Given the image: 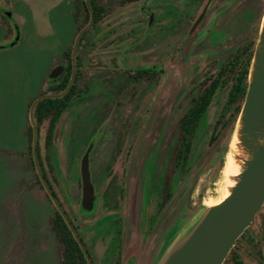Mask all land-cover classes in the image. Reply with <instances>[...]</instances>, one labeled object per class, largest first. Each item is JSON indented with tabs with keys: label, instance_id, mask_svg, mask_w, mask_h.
I'll list each match as a JSON object with an SVG mask.
<instances>
[{
	"label": "rangeland",
	"instance_id": "obj_1",
	"mask_svg": "<svg viewBox=\"0 0 264 264\" xmlns=\"http://www.w3.org/2000/svg\"><path fill=\"white\" fill-rule=\"evenodd\" d=\"M93 1L104 13L78 47L86 90L70 101L57 126L50 152L53 190L67 218L78 224L80 218L64 203L77 213L80 164L87 154L93 192L103 201L95 220L79 232L92 263L155 264L202 215L203 201L222 194L236 122L216 152L207 143L227 93L224 86L200 123L185 168L167 174L171 197L162 203L178 120L197 93L193 84L203 71L215 73L213 62L235 46L215 33L200 39L204 22L193 30L202 0H148L125 7L118 0ZM0 9L10 16L0 18V46L13 40L16 28L20 33L16 46L0 50V264H61V246L49 223L55 207L36 184L27 157L8 151L26 152L27 107L52 62L72 48L84 18L74 19V0H0ZM147 65L163 74L133 85L128 71ZM40 146L44 155L43 140ZM261 213L251 227L255 234ZM254 256L250 252L246 263L258 264Z\"/></svg>",
	"mask_w": 264,
	"mask_h": 264
},
{
	"label": "water",
	"instance_id": "obj_2",
	"mask_svg": "<svg viewBox=\"0 0 264 264\" xmlns=\"http://www.w3.org/2000/svg\"><path fill=\"white\" fill-rule=\"evenodd\" d=\"M84 2L89 13V22L77 33L72 45V75L69 84L60 94L42 95L34 99L28 110V121L32 129L31 157L39 182L72 233L87 264H93L41 172L37 153L38 131L34 120V111L39 102L62 98L73 84L75 57L80 39L94 23V13L89 0ZM19 39L20 33L16 28L15 38L9 47H14ZM4 48L0 46V50ZM62 70L54 69L49 78H57ZM228 153L231 154L235 175L229 177L231 186L226 189L227 196L219 204L205 207L197 221L176 237L155 264H223L264 205V14L249 67L245 98ZM87 157V154L83 157L80 170L83 202L89 208L94 192L89 179Z\"/></svg>",
	"mask_w": 264,
	"mask_h": 264
},
{
	"label": "flooded vegetation",
	"instance_id": "obj_3",
	"mask_svg": "<svg viewBox=\"0 0 264 264\" xmlns=\"http://www.w3.org/2000/svg\"><path fill=\"white\" fill-rule=\"evenodd\" d=\"M147 1L148 0H143L142 2H147ZM209 10H211L210 13H208ZM263 14H264V0H202L199 5V8L196 10L194 19L192 21V26H194L193 30L194 31L198 30L200 25L204 22V25L201 28L203 30L200 29L201 32L199 33L200 39L208 35H212V34L214 35L215 33L216 35L221 36L220 38L222 39H227V40L230 39V41L233 42L232 45L235 46V48L232 50L230 49L226 53L217 57L215 62H213L215 67L218 66L215 73H210L208 72V70L205 72L203 71L200 80L194 82L193 84V85H196L195 90L197 91V93L196 95L190 98L187 110L178 120L176 143L173 147L172 155H171L168 167H167V172H165V176H164L165 188H164L163 201H162L164 205L167 204V202L169 201L171 197V194H170L171 193V176L167 180V174L169 173L170 175L171 174L174 175L177 171L181 172L183 170L181 163H179L178 166L174 167V163L172 162L173 155L176 152L177 147L180 143L181 121L183 117L190 111L192 106L198 101L199 96L202 93H204L208 88H210L212 85H217L215 93L209 103V106L207 107L206 111L204 112L202 116V119H203L204 115L206 114L210 105L212 104V101L218 89L222 86L227 87V93L224 98V102L221 108L219 109L216 119L212 125V130H211L208 143H207L208 148L212 152H216L220 148V146L222 145V141L227 134V131H229L233 122H236L241 108L237 112V107H238V102L236 100L237 98L232 97V95L234 94V92L236 94V87L237 85H239V80L242 77V74L245 71L247 72L249 71V67H250L253 52L255 49L256 41L258 38ZM147 16H148V20H150L151 16L150 15H147ZM0 18H4L8 20L7 11L0 9ZM215 26H219L216 28L215 30L216 32L214 31ZM14 38H15V34H14ZM11 42H9L8 44H10ZM191 52L192 51H190L188 54V60L190 59L189 55L191 54ZM77 56L78 54L76 52L75 76H74L72 86L75 84L76 79H77L76 83L79 88V94L75 96L74 98L79 97L86 90V88L84 87L85 84L82 78L83 75L81 73V67L80 68L76 67ZM69 64H71V70L67 71ZM57 68H62L63 69L62 73L57 78L50 79L49 78L50 73L54 69H57ZM144 69H146V72L142 79L135 80L128 73V78L134 83L133 85H135L137 82L141 80H145L146 82L154 81L157 77H160V75L163 74L162 71L159 72L160 67H156L153 65L144 66ZM133 70H136V69H133ZM71 75H72L71 57H70V60H68L64 52L60 57H58L52 62L51 67L48 69L46 73L45 79H43V81L41 82L40 93L46 92L47 93L46 95H51L50 93L51 88H53V85H58L59 80L63 77H68V80L66 83V87H67L71 79ZM45 82H47V86H44ZM246 82L248 83V75L246 76ZM39 94L37 97L42 96ZM242 104L243 102L241 103V106ZM199 126L200 124L197 126L193 134L192 140H191L190 154H191L192 147H193L194 137L197 133ZM57 130L58 128H56L55 136L57 135ZM79 179H80V189H81L80 194L81 195H80V204H79L77 213H75L71 207H67L65 203H64V206L66 209H70L72 211L73 216L77 214V217L80 218V222L78 224L76 222L77 220L75 219V217H73L75 221L73 222L74 224L70 221V219L69 221L74 227L80 240L82 241L79 235V232L82 235L81 228L82 227L85 228L86 226L91 225V223L95 220V218H93V214L99 210L103 201L101 200L100 196H95L94 194L92 197L90 207L89 208L86 207L83 202L84 200H83L81 170H79ZM167 188H169L168 191H166ZM74 193L75 192L73 189L71 194L73 195ZM99 203H100V206L98 205ZM260 212L262 213L259 217L260 218L259 230H258V233L255 234L252 232L251 227L253 226L256 220V216ZM260 212L255 216L252 225L238 239L237 243L235 244L234 248L231 250V252L227 256L223 264H247L246 261L248 259V255H250V252H253L255 254L254 258L256 257L255 259L258 264H264V205L262 209L260 210ZM51 231L53 233L54 239L56 240V236L52 228H51ZM56 242L58 243L57 240ZM62 251L63 250L61 248V264H64L63 259H62ZM89 257L92 261L90 254H89Z\"/></svg>",
	"mask_w": 264,
	"mask_h": 264
},
{
	"label": "trees",
	"instance_id": "obj_4",
	"mask_svg": "<svg viewBox=\"0 0 264 264\" xmlns=\"http://www.w3.org/2000/svg\"><path fill=\"white\" fill-rule=\"evenodd\" d=\"M140 1H143V0H118L117 4L120 7H125L128 5L140 2ZM90 5L94 13V23L91 27L93 28L98 23V21L102 18L104 9L98 6L96 2L93 0H91ZM74 6H75L74 19L76 20V22H79L81 18H84L83 26L77 29V33H78L83 27H85L88 24L89 13L87 11V7L85 5L84 0H74ZM86 33L81 37L78 47L80 46ZM76 35L74 36L76 37ZM9 45L10 44L5 45L4 47L10 48ZM77 53H78V49H77ZM65 56L68 58V60H70L71 48L66 49ZM76 59H77L76 67L80 68L82 66L81 59L79 56H77ZM70 70H71V64L68 65L67 71H70ZM145 72H146V69L144 68L128 71L130 76H132V78L135 80L142 79ZM248 73L249 71L248 72L245 71L242 74V77L239 80V85H237L236 87V94L234 92V94L232 95V97L237 98L236 99L238 102L237 112L240 110L241 103L243 102V99L245 98V93L247 90L246 76L248 75ZM67 80H68V77H63L59 80L58 85H53V88H51L50 90L51 95H57L59 93H62L65 90ZM76 82H77V79H76ZM76 82L71 87V90L65 96H63L62 98H58V99L42 100L41 102L38 103L34 111V120H35V124H36L37 131H38L37 153H38L39 165L41 168V172L50 190L52 191L55 197L56 195L53 190V187H54L53 183L56 184L57 180H56L55 168L52 164L50 152H51V148L53 147V143L56 137L55 133H56L57 124L59 120L61 119L62 115L64 114V112L66 111V109L68 108L70 101L79 94V88ZM216 87L217 85H212L204 93H202L199 96L198 101L192 106L190 111L183 117L181 121L180 143L172 159V162L174 163V167L178 166V164L181 163L182 168L183 169L185 168V165L190 156L191 140H192L193 134L197 126L200 124L204 112L209 106V103L215 93ZM46 94L47 93L45 92V93H40L39 95H46ZM33 101L34 100H32L31 103ZM31 103L27 107L28 110H29ZM42 129H45V132L43 135L41 134ZM25 139H26V145H27L26 152H9L8 151V154L9 156H18V157L20 156L22 158L27 157L29 164H30V168L34 174V180L36 184L38 185V187L40 188V190L44 193V190L35 172L32 157H31L32 129L29 124L27 116H26ZM42 140L44 141V145L46 149V152L44 153V155L42 154V150L40 146ZM44 195L46 199L48 200V202L51 204L47 195L45 193ZM49 223H50V227L55 233L56 240L58 241V243L60 244L63 250L62 251L63 263L64 264H87L81 249L77 245L75 239L69 232L67 225L65 224L64 220L62 219V217L60 216V214L55 208H53V216L50 219Z\"/></svg>",
	"mask_w": 264,
	"mask_h": 264
},
{
	"label": "bare ground",
	"instance_id": "obj_5",
	"mask_svg": "<svg viewBox=\"0 0 264 264\" xmlns=\"http://www.w3.org/2000/svg\"><path fill=\"white\" fill-rule=\"evenodd\" d=\"M225 158H226V160H225V169L224 170L226 173V177H225V180L223 181L222 194L219 195L215 199H208V200L203 201V205L205 207H212L214 205H217L227 196L226 189L231 186V183L229 181V177H232L233 175H235V167H234V164L232 162V158H231L230 153H228Z\"/></svg>",
	"mask_w": 264,
	"mask_h": 264
}]
</instances>
